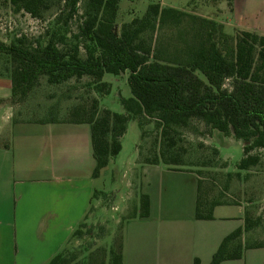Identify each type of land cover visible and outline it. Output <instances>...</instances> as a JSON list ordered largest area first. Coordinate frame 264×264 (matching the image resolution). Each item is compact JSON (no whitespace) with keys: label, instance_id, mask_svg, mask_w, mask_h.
Masks as SVG:
<instances>
[{"label":"trees","instance_id":"trees-1","mask_svg":"<svg viewBox=\"0 0 264 264\" xmlns=\"http://www.w3.org/2000/svg\"><path fill=\"white\" fill-rule=\"evenodd\" d=\"M5 1L15 12L34 19H42L54 4V0ZM63 2L69 10L68 20L81 19L73 43H68L59 21L33 43L26 35L8 44L0 41V56L9 61L0 70V78L12 83L10 98L0 103L15 109V122L90 126L94 178L121 152L131 122L137 123L140 131L139 147L151 124L158 132V151L141 165L162 164L173 171L193 169L185 163L186 150L179 146L178 132L198 121L242 143L240 172L261 167L260 155L253 153L264 151L263 36L245 31L231 35L214 20L159 4L150 5L143 17L118 27L121 0H87L81 15L79 0ZM107 74L128 75L132 97L121 101L124 114L100 109L99 98L111 91L110 84L104 82ZM85 77L92 79L98 97L77 105L70 100L69 89L62 86ZM65 103L71 106L67 111L60 109ZM199 172L196 170L200 179L195 218L213 220L215 208L233 205L210 199L202 190ZM102 195L107 194L95 193L93 198ZM149 212L150 199L141 195L140 213L124 216L120 228L126 220L146 218ZM89 224L87 219L81 223L48 264H105L94 262L91 256L77 261L73 253L74 244L90 235L93 224ZM261 224L262 219L252 217L247 209L244 227L224 239L210 264L240 260L247 250L264 249V238L257 236ZM116 234L108 264H123L119 229Z\"/></svg>","mask_w":264,"mask_h":264},{"label":"crops","instance_id":"crops-1","mask_svg":"<svg viewBox=\"0 0 264 264\" xmlns=\"http://www.w3.org/2000/svg\"><path fill=\"white\" fill-rule=\"evenodd\" d=\"M189 5L182 10L191 12ZM204 10L231 35L245 31L264 37V0H223ZM11 88L9 78H0V101L10 98ZM14 115L12 106L0 103V264H48L86 219L103 224L100 202L93 198L103 191L100 177H93L91 130L17 123ZM139 144L128 187L149 197L150 212L123 223V264H210L224 239L244 227L246 205L220 206L213 220H196V170L141 165ZM180 188L182 196L174 197ZM114 226L119 229V217ZM263 250H247L242 259L221 264H264Z\"/></svg>","mask_w":264,"mask_h":264},{"label":"rangeland","instance_id":"rangeland-1","mask_svg":"<svg viewBox=\"0 0 264 264\" xmlns=\"http://www.w3.org/2000/svg\"><path fill=\"white\" fill-rule=\"evenodd\" d=\"M221 1L223 0H121L117 25L121 27L135 18L143 17L152 4H164L182 10L191 3L189 5L191 13L206 18L207 10H204V6L215 7ZM86 2L87 0H79L78 15L84 11ZM68 15L69 10L65 9L63 0H54L52 8L44 14L42 19H34L24 12L17 13L5 0H0V41L8 44L26 35L28 41L33 43L38 37H43L46 30H51L54 24L59 21L68 43H73V37L78 34L81 19L79 16H75L72 20H68ZM65 19H67L66 22ZM228 34H231V31ZM84 54V51L81 50L82 57ZM8 64V59L5 56H0V70H3V67ZM104 82L110 84L111 91L99 98L100 109L124 114L121 101L132 97L128 75L116 77L107 74ZM91 83L92 79L85 77L79 82L72 80L62 87L69 89L70 100L79 105L89 103L94 97H98ZM66 105L67 103L62 104L63 109H60L67 111L71 106ZM178 133L179 146L186 150L185 163L194 170L201 171L199 175L203 181L202 190L208 192L210 199L222 200L233 206L246 205V209L249 210L252 217L262 219L257 236L264 238V151L253 153L259 154L261 157L260 168L256 171L253 169L250 172H240L238 164L244 157L241 142L232 137H224L218 131H211L198 121H194L190 128L179 130ZM139 140L140 131L137 123L131 122L123 138L121 152L112 160V166L105 169L97 180L99 190L107 194L97 199L102 211L98 220H101L103 224L99 226L96 224L98 222L94 221L92 230H89L91 231L90 235H87L83 241L74 244L73 253L77 261L86 260L91 256L94 262L104 261L105 264H108V251L114 243V237H117L118 228L114 226L115 220L119 217L120 237L122 215L127 217L140 213L141 194L138 192L135 195L132 194L128 187L132 179L130 162L134 160L135 148ZM158 149V132L151 124L148 127V135L142 140L139 147L138 163L142 164L146 157H152ZM173 184L175 186L176 183ZM181 191L182 188L172 195L174 197L182 196ZM128 207L129 210H125Z\"/></svg>","mask_w":264,"mask_h":264}]
</instances>
